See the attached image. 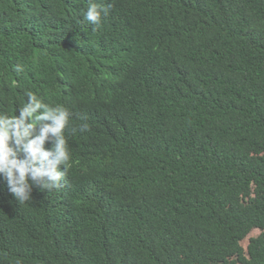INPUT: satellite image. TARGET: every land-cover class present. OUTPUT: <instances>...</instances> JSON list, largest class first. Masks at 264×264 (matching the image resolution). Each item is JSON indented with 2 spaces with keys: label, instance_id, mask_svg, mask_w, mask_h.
Segmentation results:
<instances>
[{
  "label": "trees",
  "instance_id": "obj_1",
  "mask_svg": "<svg viewBox=\"0 0 264 264\" xmlns=\"http://www.w3.org/2000/svg\"><path fill=\"white\" fill-rule=\"evenodd\" d=\"M28 91L71 158L0 177V264H264V0H0V113Z\"/></svg>",
  "mask_w": 264,
  "mask_h": 264
},
{
  "label": "clouds",
  "instance_id": "obj_2",
  "mask_svg": "<svg viewBox=\"0 0 264 264\" xmlns=\"http://www.w3.org/2000/svg\"><path fill=\"white\" fill-rule=\"evenodd\" d=\"M110 8L91 3L83 12L84 19L98 25L101 14L107 15ZM25 95L27 99L17 109L18 114L0 113V177L19 203L32 198V186L47 191L58 189L71 158L65 138L70 111L63 106L45 105L31 91ZM87 130V123L79 125L80 132ZM46 143L50 145L47 148Z\"/></svg>",
  "mask_w": 264,
  "mask_h": 264
},
{
  "label": "rangeland",
  "instance_id": "obj_3",
  "mask_svg": "<svg viewBox=\"0 0 264 264\" xmlns=\"http://www.w3.org/2000/svg\"><path fill=\"white\" fill-rule=\"evenodd\" d=\"M257 234H258V233H257L256 231H253V232L250 234L249 238L245 239V240L243 241V243H241L242 247H243L244 249H246V247H247V245H248V243H249V239L254 240V239L257 237Z\"/></svg>",
  "mask_w": 264,
  "mask_h": 264
}]
</instances>
